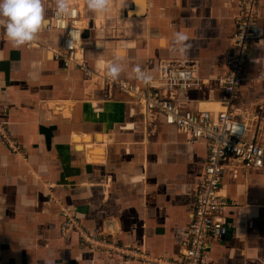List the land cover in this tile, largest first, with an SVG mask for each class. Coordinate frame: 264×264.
I'll use <instances>...</instances> for the list:
<instances>
[{
    "label": "crops",
    "instance_id": "1",
    "mask_svg": "<svg viewBox=\"0 0 264 264\" xmlns=\"http://www.w3.org/2000/svg\"><path fill=\"white\" fill-rule=\"evenodd\" d=\"M54 5L44 0L47 17ZM84 12L92 21L84 34L92 71L107 73L116 63L117 79L147 88L159 62L196 61L203 84L177 92V103L191 111L219 106L217 80L234 32L235 7L227 0H109L106 13L90 11L85 0ZM257 21L262 34L233 102L257 116L251 127L264 147V0ZM177 32L188 47L176 42ZM38 37L49 46L59 35ZM137 65L149 80L138 78ZM0 120L22 147L13 155L0 141V264H151L90 251L72 231L61 237L62 209L91 236L152 260H172L185 247L204 141L190 142L161 118L150 123L138 104L103 91L97 77L16 47L3 31ZM239 166L231 161L223 172L228 234L211 246L209 264H264V172Z\"/></svg>",
    "mask_w": 264,
    "mask_h": 264
},
{
    "label": "built area",
    "instance_id": "2",
    "mask_svg": "<svg viewBox=\"0 0 264 264\" xmlns=\"http://www.w3.org/2000/svg\"><path fill=\"white\" fill-rule=\"evenodd\" d=\"M84 1L70 0L73 11L65 29L57 24L54 5L48 17L51 23L43 31L58 34L57 43L43 45L37 36L34 42L24 46L25 49L44 51L52 60L61 62L65 69L82 73L85 79L100 78L101 89L107 94L117 91L138 104L150 123L161 118L165 126L187 135L190 142L204 141L207 153L203 174L196 182L193 209L186 229V245L176 258L152 260L146 251L120 246L102 235L91 236L67 209L61 210L63 221L59 234L66 237L69 232H75L90 251L104 252L111 257L133 259L140 263L209 264L211 246L222 241L228 234L227 222L223 217L228 205L220 194L226 166L231 161H238L239 167L245 172H264V147L254 137L251 127L257 116L241 111L233 102L239 89L248 81L246 66L249 51L262 34L257 21L261 0H227L229 5H234L235 13L230 49L223 62L225 74L217 80L223 98L217 110L201 111L186 109L176 99L177 92H185L203 84L196 61L159 62L158 76L149 81L147 88L126 80H113L106 72L92 71L86 58L84 37L85 32L92 28V21L85 16ZM71 32L78 35L72 39ZM0 141L11 154L21 153L20 143L2 120Z\"/></svg>",
    "mask_w": 264,
    "mask_h": 264
},
{
    "label": "clouds",
    "instance_id": "3",
    "mask_svg": "<svg viewBox=\"0 0 264 264\" xmlns=\"http://www.w3.org/2000/svg\"><path fill=\"white\" fill-rule=\"evenodd\" d=\"M109 0H87V8L95 13H106ZM70 0H55V17L57 24L64 29L72 15ZM51 23L46 16L44 0H0V29L7 39L16 47L27 46L34 42L43 30ZM72 39L78 34L70 33ZM188 40L184 33H176V42L188 47L184 42ZM119 58V57H118ZM138 78L149 80L139 65L135 67ZM121 72V66L112 63L107 68V75L116 80ZM180 75H183L181 73Z\"/></svg>",
    "mask_w": 264,
    "mask_h": 264
},
{
    "label": "rangeland",
    "instance_id": "4",
    "mask_svg": "<svg viewBox=\"0 0 264 264\" xmlns=\"http://www.w3.org/2000/svg\"><path fill=\"white\" fill-rule=\"evenodd\" d=\"M209 109H212V110H217V109H218V107H217V106H215V107H213V108H209Z\"/></svg>",
    "mask_w": 264,
    "mask_h": 264
},
{
    "label": "bare ground",
    "instance_id": "5",
    "mask_svg": "<svg viewBox=\"0 0 264 264\" xmlns=\"http://www.w3.org/2000/svg\"><path fill=\"white\" fill-rule=\"evenodd\" d=\"M92 78H95V77H92ZM98 78V77H97ZM100 81H101V79L100 78H98ZM206 109V108H205Z\"/></svg>",
    "mask_w": 264,
    "mask_h": 264
}]
</instances>
